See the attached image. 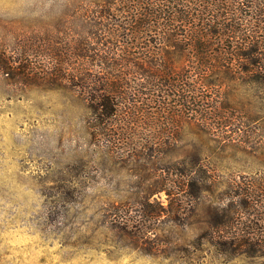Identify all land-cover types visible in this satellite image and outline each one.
<instances>
[{
  "label": "rangeland",
  "instance_id": "1",
  "mask_svg": "<svg viewBox=\"0 0 264 264\" xmlns=\"http://www.w3.org/2000/svg\"><path fill=\"white\" fill-rule=\"evenodd\" d=\"M142 1L167 13L121 25ZM127 30L211 52L176 66L189 92L164 85L132 145L102 134L77 87L43 86L50 51ZM0 264H264V0H0Z\"/></svg>",
  "mask_w": 264,
  "mask_h": 264
},
{
  "label": "trees",
  "instance_id": "2",
  "mask_svg": "<svg viewBox=\"0 0 264 264\" xmlns=\"http://www.w3.org/2000/svg\"><path fill=\"white\" fill-rule=\"evenodd\" d=\"M150 6L152 9H149ZM152 6L142 1L139 8L135 7L134 10L136 13L142 12L140 17L135 18L136 21L124 20L122 22L125 23L121 25H145L153 21H149L148 16L158 19L167 13L165 8H160L161 5L156 9ZM124 8L128 9L129 6ZM168 20L172 21L167 17L165 22H169ZM199 37L196 34L184 36L172 31L127 30L115 33L107 31L88 33L81 40L80 48L72 45L68 49L49 50L51 59L58 63L53 65L52 72L44 73L51 75L52 78H43L45 82L43 86L54 89L71 84L77 87L88 103L87 107L98 119L102 134L108 136L106 132H109L113 142L125 139L132 145L134 126L150 112L153 116L160 113L164 85L180 77L176 89L173 90L174 94L183 95L189 92L186 87L188 73H175L176 66L183 63L194 66L193 63L197 61L199 65L206 66L209 62L211 52L206 49V43ZM191 42H196L197 49L186 47ZM2 68L10 78L21 77V81L15 82L26 86L34 85L29 79L31 73L27 70L32 67L23 65L21 69L19 66L6 64L2 65ZM202 84L205 85V82ZM147 85L149 89L146 90ZM194 93H197V96L201 95V88L194 89ZM148 96L154 99L149 100ZM159 134L150 133L143 145L152 157L161 154ZM181 172L184 176L192 173L185 168Z\"/></svg>",
  "mask_w": 264,
  "mask_h": 264
}]
</instances>
